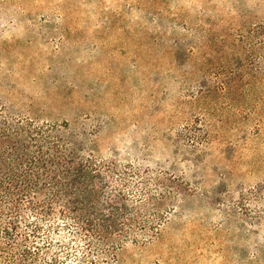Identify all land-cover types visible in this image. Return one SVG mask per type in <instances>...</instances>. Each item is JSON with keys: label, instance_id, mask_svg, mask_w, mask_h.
Segmentation results:
<instances>
[{"label": "rangeland", "instance_id": "374dc122", "mask_svg": "<svg viewBox=\"0 0 264 264\" xmlns=\"http://www.w3.org/2000/svg\"><path fill=\"white\" fill-rule=\"evenodd\" d=\"M260 24L264 0H0V178L80 180L73 211L4 208L7 258L264 264Z\"/></svg>", "mask_w": 264, "mask_h": 264}, {"label": "trees", "instance_id": "16d2710c", "mask_svg": "<svg viewBox=\"0 0 264 264\" xmlns=\"http://www.w3.org/2000/svg\"><path fill=\"white\" fill-rule=\"evenodd\" d=\"M261 28H264V25L260 24ZM262 40L261 42H263ZM18 132H16L17 134ZM0 134H5L3 128H0ZM22 136V134H21ZM32 138V136H30ZM19 155V153H17ZM20 155H24L23 153ZM43 160V159H41ZM2 161V160H1ZM30 167L29 169L33 171V167H40V169H47L43 162L40 161V158H36L35 160L30 159ZM39 171V170H38ZM54 171V170H53ZM46 172L49 173V178H52L51 183L53 184V190L46 192L45 183L43 180V175L46 177L45 172H7L6 176L2 179L0 178V202H3L0 210H2L0 218L4 217V208L7 207L8 210L13 213H18L21 208L18 204L19 200L22 199V195L28 197L29 210L35 213V216L39 218V220H43L45 216L51 215L52 205L58 204L63 207H67L68 211H73V202L77 201V197L79 196V188L78 183L80 180L76 178V172ZM8 183V185L5 184ZM44 185V186H43ZM28 192V193H27ZM3 206V209H2ZM63 218L71 219L77 222L78 228H83L84 225L81 223L84 220H80L78 217L70 216L66 213V211L59 210ZM11 214V217H12ZM77 220V221H76ZM81 221V222H80ZM86 222V221H85ZM1 223V222H0ZM9 225H1V232L5 234H9L10 229L17 228V222L15 220L7 222ZM90 229L95 231V234H101V230L97 228L94 224L90 222H86ZM85 224V225H86ZM41 225L35 224L34 229L32 231H39ZM89 228H86L89 230ZM131 231V230H130ZM128 231V235L125 234L124 238H118L117 240H113L110 234H107L106 239L108 240V246H112L114 249H118L125 239L130 235L135 234L136 232ZM102 235V234H101ZM135 237V235L133 236ZM96 240H100L99 237H96ZM104 242V241H102ZM106 243V242H105ZM91 245L94 248H98L99 243L96 244V241L91 242ZM3 246L0 245V264H15L16 252H10V258H7L6 254L2 252ZM2 252V253H1ZM21 257L23 259H27L30 256L32 257V252L29 248L25 247L21 249L20 252ZM9 259V260H8ZM12 259V260H11ZM13 261V263H11Z\"/></svg>", "mask_w": 264, "mask_h": 264}]
</instances>
